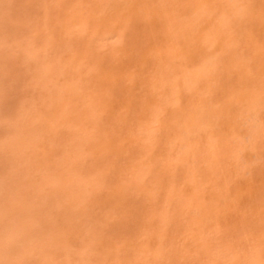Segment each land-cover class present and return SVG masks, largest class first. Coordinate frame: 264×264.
Instances as JSON below:
<instances>
[{"label": "rangeland", "instance_id": "374dc122", "mask_svg": "<svg viewBox=\"0 0 264 264\" xmlns=\"http://www.w3.org/2000/svg\"><path fill=\"white\" fill-rule=\"evenodd\" d=\"M0 264H264V0H0Z\"/></svg>", "mask_w": 264, "mask_h": 264}]
</instances>
